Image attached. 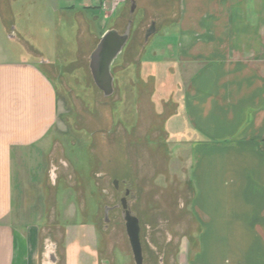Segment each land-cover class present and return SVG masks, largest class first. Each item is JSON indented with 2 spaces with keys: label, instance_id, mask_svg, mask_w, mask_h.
Wrapping results in <instances>:
<instances>
[{
  "label": "crops",
  "instance_id": "crops-1",
  "mask_svg": "<svg viewBox=\"0 0 264 264\" xmlns=\"http://www.w3.org/2000/svg\"><path fill=\"white\" fill-rule=\"evenodd\" d=\"M16 1L0 0V38L11 43H19L21 35L14 24ZM131 1L134 16L139 0H121L119 11L129 7L130 16ZM103 2L110 0H20L18 8L21 15H29L36 4H43L51 25L63 24L60 15L70 12L76 33L87 26L98 44L114 29L107 27ZM181 3L179 38L163 51H180L182 36H200L183 47L190 58L179 72L176 66L174 73L169 71L179 77L171 91L183 94L187 122L203 139L191 141L200 147L192 159L201 195V207L193 205L195 218L191 216L195 226L196 219L205 228L194 264H264V0ZM152 23L155 31L146 40ZM150 26L144 44L161 32L156 21ZM16 52L0 46V264H94L93 228L83 221L63 222L65 212L57 205L53 152L59 101L53 71L46 69L50 65L44 58L32 61ZM157 82L165 89L166 81ZM48 226L67 228L61 259L59 240L43 234Z\"/></svg>",
  "mask_w": 264,
  "mask_h": 264
},
{
  "label": "rangeland",
  "instance_id": "rangeland-1",
  "mask_svg": "<svg viewBox=\"0 0 264 264\" xmlns=\"http://www.w3.org/2000/svg\"><path fill=\"white\" fill-rule=\"evenodd\" d=\"M120 1L101 4L107 27L119 33L132 19L130 40L112 66L114 93L110 97H104L94 85L88 68V57L98 39L88 34L87 26H80L76 33L70 12L60 15L63 24L51 25L43 4H36L35 12L21 15L18 0L13 4L20 42L11 43L2 36L0 46L26 53L32 61L41 57L49 61L46 69L53 71L59 101L53 152L59 180L57 205L60 213L65 212L63 222L83 221L93 228L94 264H134L120 210L111 211L103 220L104 206L115 205L124 187L134 195L132 210L141 223L143 264H160L159 258L161 264H194L195 254L202 251L199 241L205 228L196 219L195 226L191 216L193 205L201 207L195 157L192 159L200 147L191 141L203 139L187 122L183 94L171 91L173 85H179V77L170 73L175 66L179 72L190 58L183 47H190L200 36H182L180 51H163L179 38L176 23L181 0H139L132 17L129 7L124 13L119 11ZM84 16L96 29L91 15ZM151 21H156L161 32L144 44V31ZM158 80L166 81L165 89ZM113 180L120 182L118 193ZM66 229L48 226L43 233L59 240L60 259Z\"/></svg>",
  "mask_w": 264,
  "mask_h": 264
},
{
  "label": "water",
  "instance_id": "water-1",
  "mask_svg": "<svg viewBox=\"0 0 264 264\" xmlns=\"http://www.w3.org/2000/svg\"><path fill=\"white\" fill-rule=\"evenodd\" d=\"M135 10V3L131 1L130 16ZM131 22L126 26L125 31L119 34L116 30L106 31L100 38L95 49L91 52L88 61V68L94 85L102 92L104 97H110L114 93V77L112 75V65L122 53L130 36ZM154 23L146 31L147 40L154 33ZM15 38V34H11ZM125 226L126 236L132 253L134 264H143V252L140 242V227L138 219L125 211L122 216ZM52 262L56 261L52 254Z\"/></svg>",
  "mask_w": 264,
  "mask_h": 264
},
{
  "label": "flooded vegetation",
  "instance_id": "flooded-vegetation-1",
  "mask_svg": "<svg viewBox=\"0 0 264 264\" xmlns=\"http://www.w3.org/2000/svg\"><path fill=\"white\" fill-rule=\"evenodd\" d=\"M112 187L113 189L118 193L120 191V182L118 180L112 181ZM123 187V185H122ZM122 195L117 199V203L113 206H104L103 208V220L106 221L108 219L109 213L115 209L120 210V216L122 218L123 213L125 211H129L130 214L134 215L138 219L139 227H140V242H141V223L140 219L137 216L136 213L132 210V203L134 201V195L131 193L129 187H124L123 190H121ZM120 192V194H121ZM105 193V192H104ZM106 227V226H105ZM125 227V226H124ZM126 233V232H125ZM142 246V242H141ZM143 252V247H142ZM163 261L162 258H159V263L161 264Z\"/></svg>",
  "mask_w": 264,
  "mask_h": 264
},
{
  "label": "built area",
  "instance_id": "built-area-1",
  "mask_svg": "<svg viewBox=\"0 0 264 264\" xmlns=\"http://www.w3.org/2000/svg\"><path fill=\"white\" fill-rule=\"evenodd\" d=\"M106 3V2H105Z\"/></svg>",
  "mask_w": 264,
  "mask_h": 264
}]
</instances>
